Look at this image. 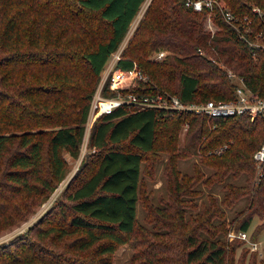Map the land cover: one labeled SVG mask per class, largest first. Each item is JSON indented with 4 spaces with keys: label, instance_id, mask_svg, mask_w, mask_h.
<instances>
[{
    "label": "trees",
    "instance_id": "1",
    "mask_svg": "<svg viewBox=\"0 0 264 264\" xmlns=\"http://www.w3.org/2000/svg\"><path fill=\"white\" fill-rule=\"evenodd\" d=\"M144 1L0 0V46L15 49L13 55L0 56V165L6 157L0 169V232L26 219L55 191L67 174L66 151L80 157L101 73ZM219 3L212 13L218 30L212 31L204 24L209 8L196 11L184 0H152L117 63L128 69L137 62L148 76L128 90L174 93L187 102L232 99L233 70L264 95V47L250 46L221 13L229 6L249 14L255 29L264 31V0ZM255 5L263 15L253 10ZM160 49L173 52L151 59L152 51ZM104 92L114 91L106 86ZM186 119L190 139L177 149L178 129ZM263 135L264 119L248 114L209 119L120 104L93 120L89 146L94 152L53 207L27 231L0 243V264H113L117 248L136 230L145 155L171 153L174 173L184 150L199 153L231 139L223 151L203 159L215 176L204 177L198 169L188 178L191 183L184 186L176 177L175 185L178 193H199L197 183L212 176L209 183H225L228 205L251 191L253 210L238 226L248 230L255 214L264 218V176L254 187L224 181L242 172L254 178L253 153ZM214 202L212 211L223 212ZM178 218L183 219L180 211ZM216 238L189 234L182 264H227L228 247Z\"/></svg>",
    "mask_w": 264,
    "mask_h": 264
},
{
    "label": "rangeland",
    "instance_id": "2",
    "mask_svg": "<svg viewBox=\"0 0 264 264\" xmlns=\"http://www.w3.org/2000/svg\"><path fill=\"white\" fill-rule=\"evenodd\" d=\"M151 1L145 0L143 2L139 13L133 20L130 31L121 44H125L123 52L129 47V41L134 35ZM209 13L204 22L205 28H211L212 31H216L218 27L212 23L214 15L212 12ZM14 50L5 51V48L0 46V56L13 55L12 51ZM167 50L168 52L170 51L169 53L173 52L170 49ZM157 51H152L150 54L151 59L162 60L167 56L162 59H157L155 57ZM111 58L107 62V65L111 62ZM107 65L101 73L96 88L102 76L105 74ZM3 103H7V101ZM91 125L88 123L80 157L75 158L69 152H65L68 159L67 174L60 181L55 191L42 204L38 205L35 211L26 219L11 225L9 228L3 229L0 232V243L9 242L17 234L27 231L60 198L65 187L80 168L84 158L89 153L94 152V149L89 146ZM209 126L213 129L216 127V124L210 121ZM189 128L190 122L186 119L178 129V138L176 140L177 149L187 146L191 135ZM232 141L233 139L224 144L215 145L207 151L200 149L199 153H190L189 155L184 150L185 154L181 155L176 161V171L174 173L170 164L172 158L171 153L164 151L160 152V155H154L149 152L145 155L146 159L143 161L142 166L136 230L131 234V240L129 242L123 243L117 248L113 256V264H179V262L182 264L181 261L183 259H180V257L186 248L189 247L187 241L189 234L198 235L200 238L203 236L217 237L216 239L218 241L225 243L228 247L227 264H261V260L264 258V218L255 214L253 222L248 229L249 237L259 243L257 249L253 250L248 240L236 235L243 230L238 227L240 221L253 210V207H250L252 201L251 191L249 195L241 196L232 205H228L223 202L224 195L227 192L225 183H209L208 181L212 176L197 183L201 189L199 193L193 192L194 190H191L189 193H178L175 185L176 177L184 186L191 183L192 180H188V178L193 175H198V169L204 172V177L212 174L213 169L205 164L203 161L204 157L210 158L208 154L211 155L213 152L218 153L221 146L225 144L229 146ZM14 150L15 146H12L8 154ZM5 162L6 157L0 165V169L5 167ZM212 175L215 176L214 173ZM255 177L256 174L254 178H250L246 172H242L240 175L228 176L224 182H233L238 185L247 186L251 184L254 187V185H258ZM63 183L64 185L56 197L50 201L53 194ZM214 200H217L223 212L212 211L214 207H217ZM179 211L183 217L182 221H179L178 218ZM210 217H213L212 221L206 222ZM222 227H225V230H221ZM206 229H210L211 231H206ZM231 231L234 233L233 235H230Z\"/></svg>",
    "mask_w": 264,
    "mask_h": 264
},
{
    "label": "built area",
    "instance_id": "3",
    "mask_svg": "<svg viewBox=\"0 0 264 264\" xmlns=\"http://www.w3.org/2000/svg\"><path fill=\"white\" fill-rule=\"evenodd\" d=\"M184 1L188 8H192L196 11L209 8V12L212 13L214 12L215 6L217 4L220 5L219 0ZM253 10L259 15H263V9L260 6H253ZM221 13L223 18L240 33L241 37L244 38L250 46L264 47V31L255 29L251 15L238 14L229 6L222 7ZM212 23L216 25L214 20H212ZM124 45H121L118 50L113 52L112 58L110 57L111 62L108 63V65L106 64L105 74L102 76L92 98L90 109L91 116L89 115L87 126L88 123L91 125L92 121L99 115L111 112L120 104L135 105L139 109L156 107L167 110H177L184 113L205 114L209 119L238 114H248L252 120L259 117L264 119V95L256 93L245 78L233 70H229V76L236 84L234 98L232 99H207L204 101L187 102L174 93H139L135 90H128V87L132 86L137 79L144 80L147 79L148 76L139 68L137 62H135L132 68L123 69L117 67L118 61L123 57ZM168 53V50L160 49L156 52L155 57L157 59H162ZM106 86H109L114 92L106 94L104 92ZM90 120L91 122H89ZM226 147V144L221 146L218 152L223 151ZM253 157L256 168L255 179L258 184L264 176V135L260 145L255 149ZM233 234L234 233L231 231L230 235ZM236 235L248 240L253 250L259 247L258 241L249 237L250 234L248 230L243 229Z\"/></svg>",
    "mask_w": 264,
    "mask_h": 264
},
{
    "label": "bare ground",
    "instance_id": "4",
    "mask_svg": "<svg viewBox=\"0 0 264 264\" xmlns=\"http://www.w3.org/2000/svg\"><path fill=\"white\" fill-rule=\"evenodd\" d=\"M63 185H64V183L56 190V192L53 194V196L51 197V199H50V201H52L55 197H56V195H57V193L60 191V189L63 187ZM48 204V203H47Z\"/></svg>",
    "mask_w": 264,
    "mask_h": 264
}]
</instances>
